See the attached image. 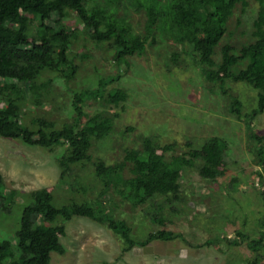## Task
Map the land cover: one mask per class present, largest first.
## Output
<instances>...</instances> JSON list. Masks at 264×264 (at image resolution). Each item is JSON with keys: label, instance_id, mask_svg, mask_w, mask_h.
I'll use <instances>...</instances> for the list:
<instances>
[{"label": "trees", "instance_id": "16d2710c", "mask_svg": "<svg viewBox=\"0 0 264 264\" xmlns=\"http://www.w3.org/2000/svg\"><path fill=\"white\" fill-rule=\"evenodd\" d=\"M132 1L134 7L145 11L144 33H138L127 17L118 15L117 5L121 0H0V137L20 139L46 150L66 145L67 151L57 162L62 168L61 178L69 180L67 189H58L66 196L67 202L63 205L55 204L53 187L28 195L30 203L23 209L14 240L0 241V264H50L51 253L65 255L60 239L65 235V222L76 217L108 225L123 241V252L136 246L147 247L156 240L177 239L180 233L165 229L169 220L163 215V205L157 204L156 208L149 205L153 206L156 199L169 206L174 201H182L180 181L195 167L209 182L216 181L226 171L224 156L228 145L220 137L207 139L200 148L186 142L188 150L178 154L176 144L162 145L156 138L147 136L142 140L141 149H127L117 163L106 165L94 158L93 144L110 135L114 120L105 112L88 115L85 105L105 96L108 104L119 106L127 94L120 88L106 90L119 79V74L95 77L93 85L83 88L71 86L81 76L82 67L71 51L80 36H87L97 46H105L117 67L128 65V58L143 55L148 46L162 39L183 48L189 46L191 49H182V53L201 70L204 80L218 85L222 93L230 95L226 82H244L258 92L256 108L246 118L253 119L264 112V0H253L258 5V14L251 41L239 47L222 42L235 8L240 5L244 10L249 0ZM72 18L74 24H68ZM219 44L220 58L216 61L214 53ZM172 60L175 65L184 61L176 52ZM56 80L70 92L71 121L59 123L42 116L25 123L22 108L53 103ZM230 97L229 111L240 117L242 103L237 97ZM247 137L253 147L254 162L262 170L257 172V177L263 184L264 135L247 128ZM87 163L91 164L87 166ZM79 168V174L73 173ZM85 169H89L88 173H84ZM3 181L0 174V207L8 198L2 189ZM90 184L98 185L93 199L89 194ZM108 195L110 198L117 195L140 207L160 228L138 240L125 220L113 216L105 200ZM237 235L239 240L229 241L230 245H238L246 237L240 232ZM259 235L247 243L252 252L247 264H264V256L260 254L264 233ZM213 242L209 240L207 244Z\"/></svg>", "mask_w": 264, "mask_h": 264}, {"label": "rangeland", "instance_id": "374dc122", "mask_svg": "<svg viewBox=\"0 0 264 264\" xmlns=\"http://www.w3.org/2000/svg\"><path fill=\"white\" fill-rule=\"evenodd\" d=\"M132 4V0H121L119 5L116 4L118 15L127 17L138 33H144L145 11ZM257 14L258 5L253 0H249V6L244 10L238 5L228 20L222 44L228 42L239 47L251 41ZM68 21L71 24L73 18ZM220 46L215 48L216 61L220 58ZM182 49L191 48L162 39L156 45L148 46L143 55L128 58V65L117 67L105 46H97L87 36H80L71 51L76 55V63L82 67L81 76L76 85L71 86L83 88L93 85L95 77L119 74V79L106 90L120 88L127 94V99L119 106L108 104L105 96L85 105L88 115L105 112L114 120L110 135L95 142L91 154L110 165L121 161L127 149H141L142 140L147 136L156 138L162 145L176 144L178 154L188 150L186 142L200 148L207 139L220 137L228 145L224 175L209 182L195 167L180 181L179 198L182 201H174L169 206L156 199L153 206L149 205L156 208L161 203L163 215L166 214L169 220L165 229L180 233L181 237L156 240L147 247L136 246L123 252V241L108 225L76 217L65 222V235L60 239L66 249L65 255L51 253L50 264H247L252 257L247 243L264 233L261 195H264V183L257 177V172L262 170L254 162L247 128L264 135V112L253 119L246 115L256 108L258 92L244 82H226L225 88L230 95H225L218 85L204 80L201 70L182 53ZM175 52L181 54L183 63L174 64L172 55ZM82 55L83 59H78ZM53 86L56 89L53 103L45 102L39 108L32 105L22 108L25 123L42 116L59 123L71 121L70 92L60 80ZM231 95L242 103L240 117L229 111ZM66 151V145L46 150L27 145L20 139L0 137L2 189L8 196L4 206L0 207V241L14 240L23 209L30 203L28 195L31 192L53 187L55 204L60 206L67 202L58 189H67L69 180L61 178L62 168L57 162ZM199 164L197 161L196 165ZM80 171V168L74 169L73 173ZM88 171L85 169L84 173ZM262 175L264 178V172ZM89 187L93 199L98 185L90 184ZM105 200L113 216L125 220L138 240L160 228L140 207L132 206L121 197L111 195L110 198L108 195ZM174 210H178L177 213H171ZM237 232L246 237L238 245H230L239 240ZM209 240L215 242L208 245ZM260 254L264 256V248H260Z\"/></svg>", "mask_w": 264, "mask_h": 264}]
</instances>
